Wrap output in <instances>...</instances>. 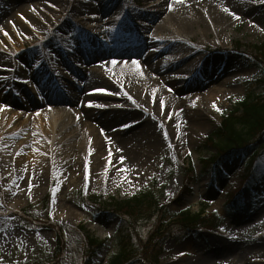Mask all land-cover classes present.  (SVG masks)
I'll list each match as a JSON object with an SVG mask.
<instances>
[{
  "label": "rangeland",
  "instance_id": "obj_1",
  "mask_svg": "<svg viewBox=\"0 0 264 264\" xmlns=\"http://www.w3.org/2000/svg\"><path fill=\"white\" fill-rule=\"evenodd\" d=\"M73 1L29 0L21 4V9L13 11L0 0V15H3L0 19V39L5 40L8 36L20 54H25V58L19 57L20 60L16 62L22 68L21 74H11L16 69L9 60L14 59V50L8 43L7 49L0 47V78H8L2 81L11 82L6 89L8 94L13 92L19 95L20 87L32 90L33 94L29 102L23 99L25 102H22V106L16 101L0 103L1 124L33 123L37 117L42 118L44 123L55 124L54 136L49 137L52 149L46 152L50 161L49 167L44 170L45 184L36 188L28 187L30 179L26 169L19 172L12 169L4 174L1 167V161L5 159L15 166L17 157L13 153H17V146L23 137L19 136L15 143L4 149L0 141V264H84L87 232L107 240L94 264H108L118 252L113 236L119 220L100 213L89 202L93 197L100 198L104 203L112 199L124 201L148 190L155 192L163 203L173 202L167 211L166 222L178 216L183 209L195 213L204 210L207 214V225L199 230L182 231L181 235V228L177 225V235L181 237L177 241L169 239L166 242V250L159 264H209L229 258H232L228 262L230 264H264V255L258 248L264 237V135L262 144L254 143L245 155L233 157L214 170L210 160L215 157L216 151L205 145L208 137L221 127L224 115L245 97L247 83L258 74V68L251 60L255 56V48L264 43V0H224L229 4L224 21L230 26L219 36L210 33L208 26L198 25L194 28L190 26L187 29L189 33L183 34V29L172 22V15L178 11L177 5L196 0H107L108 9L103 12L96 10L103 0ZM72 3L75 6L68 13ZM6 17L13 19L8 27L4 25ZM150 22L152 28L147 31ZM91 24L90 33L85 28ZM176 30L182 36L168 34ZM167 40L183 42L188 49H198L203 57L221 64L216 66L218 74L177 97L179 100L199 98L200 107L209 106L212 109L211 116H208L211 128L204 132L192 130V119L186 112L177 121V110L164 112L160 119L155 114L154 120H160L161 125L152 128L150 135L139 132V140L127 151L130 158L135 153H141V160L136 159L133 170L121 172L118 169V173L114 174L107 172L104 168L110 166L111 161L107 153L102 152L96 155V164L99 165L95 167L91 166V158H84L85 161L74 159L75 166L81 167L82 162L83 167L76 168L74 176L64 177L60 171L61 165L56 162L55 143L59 137H64L62 134L65 131L76 130L78 135L80 112L76 106L45 103L48 91L39 89L35 84L30 75L34 67L43 62L51 69V78H47L45 87L52 76L57 81L74 83L78 88L69 86V89L61 90L71 97H80L84 87L87 94L104 95V91L109 89L106 85L110 83L112 90L117 88L124 100L131 101L132 90L124 88L112 75L111 68L120 61L144 64L149 52L154 57L153 64L166 61L163 66H168L172 61L180 60L185 65L190 53H187V49L182 50L181 44L172 54L166 53ZM100 46L107 48L109 55L90 61L87 58L89 50ZM127 52L129 55L125 58L115 57L117 53ZM169 60L171 62L167 63ZM3 62L11 63L7 65ZM73 71L81 76H75ZM177 73L175 68L161 75L171 81L168 89L177 88L180 83L177 81L181 78L186 81L196 74L195 70L192 75L177 76ZM154 83V90L160 88V83ZM147 93L149 90H145L144 94ZM134 96L136 98L138 94L134 93ZM134 96L132 105L140 108ZM200 96L204 99H200ZM38 99L44 100L40 108L34 104ZM160 101L162 99L157 102ZM94 106V102L87 103L88 108ZM190 107L194 106L181 109L187 111ZM139 112L133 114L135 122L141 118H151L149 108H142ZM133 119L124 127L108 131L113 135L110 139L113 146L123 139L115 135L116 131L134 126ZM2 133L0 127V135ZM183 135L192 138V144L182 141ZM257 153L260 154L258 157ZM255 157L253 166L251 160ZM144 158L148 159L147 165H144ZM250 169L256 172L251 181L246 177ZM48 176L50 179L47 181ZM17 183L19 189L15 191ZM186 186L188 189L179 198ZM239 191L241 197L237 195ZM176 198L177 205L174 203ZM229 225L232 229L227 231ZM151 228L152 221L141 224L138 234L144 242L151 234ZM59 235L63 238V255L55 259ZM229 237L233 241L228 242L227 246L236 248L238 254L229 250L227 256L210 254L212 240H232ZM148 261V258H140L129 264H151Z\"/></svg>",
  "mask_w": 264,
  "mask_h": 264
},
{
  "label": "bare ground",
  "instance_id": "obj_2",
  "mask_svg": "<svg viewBox=\"0 0 264 264\" xmlns=\"http://www.w3.org/2000/svg\"><path fill=\"white\" fill-rule=\"evenodd\" d=\"M26 1L29 0H2L6 7L13 9V11L17 10L18 8L21 9V4H24ZM73 2H76V0ZM107 3V0H103L101 4L98 5L96 10L103 12V10L108 9ZM228 5L229 4L224 0L191 1L187 2V4L177 5L178 11L172 15L171 19L173 23H176L178 27L183 29V34L189 33L187 29H190V26L194 28L198 25L200 27L208 26L210 33L214 32L217 36H219L226 32L230 26L224 21L229 8ZM74 6L75 5L72 3V6L68 11L64 8V6L63 8L64 11L70 13ZM91 7L92 6L89 7L90 10L92 9ZM225 9H227V11ZM81 15L83 16L84 14L82 13ZM2 16L3 15H0V19ZM5 19L7 20L4 22V25L8 27V24H10V21L13 19L9 17H6ZM145 19L147 20L146 17ZM79 23L80 22H78V24ZM150 23L151 24L146 28L147 31H150L152 28V22ZM92 25L93 24L87 25L88 27L86 26V30L91 32L90 29L93 27ZM37 29L39 28L37 27ZM182 33L179 31L177 32L176 30L174 32L171 31V33L168 34L182 36ZM7 43L11 45L15 55L12 56L14 59H9L13 63L11 65H13L14 68L16 67L15 70L11 71V74H21L22 68H20L16 62L18 61L19 57L25 58V54H20L16 44L12 45V42L8 39V36H6L5 40L0 39V47L7 49ZM167 43L168 47L166 49V53L168 52L169 54H172V52L177 49L178 44L183 45L182 50L187 49V53L189 52L190 55L186 58L187 63L185 65H183L184 63H182L180 60L172 61V63L168 64V66H163L166 61H159L157 64H153L152 61L154 57L152 58V52H149L146 56L147 60H144V64L120 61L117 66L111 68V70H113L112 75L116 76V79L124 85L126 90H132V92H129H131L133 96L134 93L138 94V96L136 98L134 96V98L135 103L137 106H140L141 109L132 105V102L134 101L133 96L130 95V100L132 102L128 99L124 100L123 95H121L120 92L116 90L117 88L113 90L110 88L113 86L110 83L106 85L109 89L104 91V95L100 93H98L100 95H96V93L95 95L87 94L85 92L86 87H84V93L80 97H71L61 91L63 88L69 89V83L65 81L51 82L49 89L53 92L49 94L50 102L53 101V103L58 106L74 105L79 109L78 111L80 112L81 117V122L79 123L80 128L78 127V135L76 136V130L74 132L71 130L65 131L62 134L64 137H59L55 143L56 162L57 164L61 165L60 171L63 172L64 177L68 178V176H74L73 173L76 171V168L81 169V167H83L82 162L81 167H78L77 165L75 166L76 162H74V159L79 158V160H84L85 158V160H88L91 158V166L93 165V167H95L99 165L96 164V161H98V156L96 155L102 152L107 153L108 159L111 161V165H108L109 168L108 166L104 168V170L107 172L112 171L110 173H118V169L121 172H124L125 170H133L136 159L139 158L141 160V153H135L134 156H131L130 158L127 151H130V149L135 145L136 140H139V132L140 134L150 135L152 128H157L161 125L160 120H154L155 118L153 116L155 114H157V117L160 119L164 112L170 113L172 111L176 112L177 110L179 114L175 119V121H177V118H180V116L186 112L188 117L192 119V130L204 132L203 130L207 131L211 128L208 116H211L212 109L209 106L204 105L203 107H200V101L198 100L199 98L195 100V98L189 97L179 100L177 97L181 96L185 90L196 88L200 86L202 82H205L206 79H210L214 74H218L219 69L216 66H221V64L217 61H213L212 59L203 57L198 49H188L183 42L178 40H167ZM109 53L110 51L107 48L100 46L95 51V55H90V61L96 60V58L105 57L109 55ZM128 55L129 53L127 52L124 54L119 53L117 56L118 58H125ZM198 55L199 57H196ZM0 57H2L1 51ZM11 62L3 63L9 65ZM168 62L171 61L169 60L167 63ZM175 68L179 72L177 73V76L185 74L192 75L194 70L196 74L195 77L188 78L186 81H183L181 78L180 81H177L180 82L178 83L177 88L168 89V84L171 83V81L166 77H161V75L164 74L166 70ZM229 68L230 67L228 65V69ZM73 72L75 76H81V74L77 73V71ZM30 75H32L38 87L42 88L45 86V79L51 76V69L45 63L40 62L34 67ZM2 79L6 78H0V103L7 102L6 100H8L11 102L16 101V104L22 105L19 96H16L13 92H10L9 94L6 92L7 87H10L11 84L10 81L6 82L8 78L6 81H2ZM154 81L156 83H160L161 89L158 88L154 90ZM184 83L187 85H184ZM20 89L21 93L26 98H30L32 96L25 87H20ZM145 90H149V93L144 94ZM201 98H203V96H200V99ZM160 99H162V101L157 102ZM88 102H94L95 106L93 108H88ZM185 106L194 107H190L187 109V111H183L181 108ZM142 108H149V110L152 111L150 115L151 118H141L135 122V117L133 119V114L140 113L139 111H141ZM130 119H133L131 121H134L135 125L132 127L129 126L127 129H118L115 135L123 139L120 141V144L113 146L110 141L113 135L108 131L111 129L113 130L115 127H124L128 124V122H130ZM77 125L78 124H76L74 128ZM0 127H2L3 132L0 135L1 147L3 149L12 143H15L19 136L23 137L21 143L17 146V153H13V156L16 154L17 157L15 166L10 160L5 159L1 161V167L3 168L4 174H8L12 169H17L19 172L24 168L27 171V175L29 177L28 179H30V184L28 187L36 188V186L39 187L40 185L45 184L44 170L49 167L50 161L49 159L47 160L46 152L52 149V141L50 142L49 137L51 135L54 136L55 124L44 123L42 118L37 117L33 123H27L23 121L21 125L12 122L1 124L0 121ZM105 133H107V135H105ZM76 139L81 140L76 141ZM181 139L182 141L186 140L189 144H192V138L189 139V136L183 135ZM75 142H78V144L76 143V146ZM143 160H146L144 165L149 163L147 161L148 159L144 158ZM55 175L57 177V173H55ZM49 179L50 176H48L47 181ZM17 185L18 183L16 184V187H14L15 191L19 189V185ZM229 228L232 229L229 225L226 227V230L229 231ZM233 231L234 229L232 232ZM231 234L234 235L233 233ZM225 241L227 243H224ZM225 241H221L219 239L212 240L213 248L210 250V254L227 256L228 250L230 253L234 252V254H238L236 248H229L227 246L229 244L228 242L233 241V239ZM258 248L260 249L259 252L264 255V237L260 240V245ZM231 259L232 258H229L228 260H220L219 262H210L209 264H230L228 262L232 261Z\"/></svg>",
  "mask_w": 264,
  "mask_h": 264
},
{
  "label": "trees",
  "instance_id": "obj_3",
  "mask_svg": "<svg viewBox=\"0 0 264 264\" xmlns=\"http://www.w3.org/2000/svg\"><path fill=\"white\" fill-rule=\"evenodd\" d=\"M251 61L258 68V74L248 84L245 98L225 116L221 127L207 141L206 146L216 151L215 157L212 162L210 161L211 166L246 154L254 143L255 145L262 144L264 135V43L255 48V56H252ZM250 173L251 171H248V178ZM184 193L185 191L179 198H182ZM94 201L102 205L98 199ZM112 201L110 204H103L104 207L99 210L109 218L120 219L115 237L119 252L111 259L110 264H129L139 258L144 260L148 258L151 264H159V257L164 253L167 239L181 237L177 235V225L180 226V233L183 235L182 231L186 233L196 231L207 223L204 210L198 213L183 210L171 224H165L162 218L166 215L168 208L160 206V201L153 192H145L126 201ZM179 202L182 201L179 200ZM156 217H158V224L155 233L141 248V243L137 242V226L140 222L152 221ZM59 245H62L61 240H59ZM103 246L98 239L89 234L85 245L87 257L90 259L94 257ZM60 253L61 248L56 255L59 257ZM88 264H91V260Z\"/></svg>",
  "mask_w": 264,
  "mask_h": 264
},
{
  "label": "snow or ice",
  "instance_id": "obj_4",
  "mask_svg": "<svg viewBox=\"0 0 264 264\" xmlns=\"http://www.w3.org/2000/svg\"><path fill=\"white\" fill-rule=\"evenodd\" d=\"M227 11V9H225ZM219 111V109H217Z\"/></svg>",
  "mask_w": 264,
  "mask_h": 264
}]
</instances>
